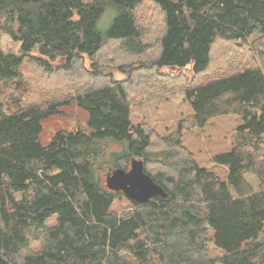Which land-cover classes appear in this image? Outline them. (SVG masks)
I'll list each match as a JSON object with an SVG mask.
<instances>
[{
  "label": "trees",
  "instance_id": "16d2710c",
  "mask_svg": "<svg viewBox=\"0 0 264 264\" xmlns=\"http://www.w3.org/2000/svg\"><path fill=\"white\" fill-rule=\"evenodd\" d=\"M3 34L19 54L2 49ZM263 41L264 0H0V82L21 85L26 60L76 77L62 95L50 87L43 104L6 111L0 102V264H264V55L245 56ZM147 83L154 96L183 91L194 126L241 116L237 144L214 158L227 179L179 158L180 128L152 150L154 132L130 120L131 106L153 97ZM73 102L86 124L45 144L46 121ZM134 157L166 198L140 204L107 187V173ZM123 198L132 208L113 211Z\"/></svg>",
  "mask_w": 264,
  "mask_h": 264
},
{
  "label": "rangeland",
  "instance_id": "374dc122",
  "mask_svg": "<svg viewBox=\"0 0 264 264\" xmlns=\"http://www.w3.org/2000/svg\"><path fill=\"white\" fill-rule=\"evenodd\" d=\"M109 14L105 16L98 24V28L104 30L110 22ZM264 44V41L263 43ZM249 45V44H248ZM2 49L6 53H20V44L13 41L9 35L3 34L1 39ZM261 51V54L259 52ZM264 45H262L256 54L245 55L255 58L254 61L261 63L263 61ZM241 55H236L239 57ZM86 69H90L91 62L86 59ZM187 72L191 74V66L188 69L179 70L177 68H165L162 72L172 75L179 72ZM103 72H113L115 79L120 80L126 78V75L118 68L105 67ZM22 77L21 85L18 80L12 82H0V102L6 111L17 108L16 102H21V106L30 104H43L48 98V89L56 88L55 93L62 95L66 91L64 82L75 84V78L70 79L68 72H52L34 67L27 60L21 66ZM83 73H81L82 76ZM64 78L63 80L61 78ZM84 77V76H82ZM150 86L148 83L144 85ZM153 87L145 88L146 92L153 94ZM152 89V90H151ZM150 96V95H149ZM64 113L57 115L44 125L42 141L47 144L55 131L59 129L76 130L84 126L88 120V111L73 102L69 106L63 108ZM195 113L191 104L186 100L183 91L171 92L169 94L156 93V96L145 97L143 101H136L130 108V120L132 125L145 124L154 132L156 137L154 147L155 152L165 150L168 144L162 141L164 138L174 135L180 128L182 130V147L178 154L179 158L185 159L190 157L200 167L206 168L215 173L220 179H227V167L219 165L215 162V156L221 153L229 152L237 144V129L243 124L240 115L228 114L211 118L205 126L197 127L193 125ZM109 149L120 150L119 144L111 143ZM170 164L173 159H168ZM171 169L170 165L164 170ZM113 211L121 213L124 210L132 208L131 202L127 198L116 200L113 204ZM55 219H50L49 223L53 224ZM211 236V233H209ZM209 239V238H208ZM40 242H32L31 250H38ZM210 256L213 258L222 255L217 250L212 241L207 240ZM221 264V263H217Z\"/></svg>",
  "mask_w": 264,
  "mask_h": 264
},
{
  "label": "water",
  "instance_id": "95a60500",
  "mask_svg": "<svg viewBox=\"0 0 264 264\" xmlns=\"http://www.w3.org/2000/svg\"><path fill=\"white\" fill-rule=\"evenodd\" d=\"M105 181L110 190L123 192L140 204L148 203L155 196H168L166 189L145 171L144 161L135 157L131 159L130 169L112 168Z\"/></svg>",
  "mask_w": 264,
  "mask_h": 264
}]
</instances>
